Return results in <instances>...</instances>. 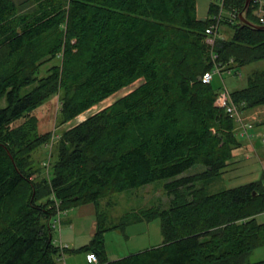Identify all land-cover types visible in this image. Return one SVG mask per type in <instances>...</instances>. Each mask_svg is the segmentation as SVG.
Segmentation results:
<instances>
[{"label":"trees","instance_id":"trees-1","mask_svg":"<svg viewBox=\"0 0 264 264\" xmlns=\"http://www.w3.org/2000/svg\"><path fill=\"white\" fill-rule=\"evenodd\" d=\"M245 0H225L226 38L211 47L196 0H0V264H57L65 253H94L96 264H264V177L210 193L241 147L234 121L215 106L219 88L201 77L216 63L239 70L264 60V25ZM245 19L258 29L238 20ZM230 31V32H229ZM55 61L45 75L47 64ZM137 80L141 84L63 131L47 176L33 153L49 143L35 111L59 95V124L72 121ZM240 110L264 106V69L230 93ZM204 166L202 172L182 176ZM167 180L165 209L110 222L101 200ZM92 204L88 244L60 250L57 211ZM160 220L162 242L109 260L105 233Z\"/></svg>","mask_w":264,"mask_h":264},{"label":"rangeland","instance_id":"rangeland-1","mask_svg":"<svg viewBox=\"0 0 264 264\" xmlns=\"http://www.w3.org/2000/svg\"><path fill=\"white\" fill-rule=\"evenodd\" d=\"M214 3H216L214 0H196L197 17L200 19L206 18L209 5ZM220 33L223 36L222 38H226V35L228 34L225 33L224 27H222ZM54 63L56 62L53 61L44 66L40 75H45V70H47V68ZM263 69L264 60L252 63L239 70H232L231 73L221 72V75L214 76L213 82L215 87L219 88V92L226 89L229 93H231L232 91L245 87L246 77L249 73L255 70ZM141 82L142 80L135 81L130 86L120 90L116 94L93 106L72 121L61 125L58 121V111L60 109L59 95L53 96L41 107H39L35 111V115L37 116L39 122V132L48 131L51 133L49 143L38 148L33 153V165L35 168L40 170V175L45 177L50 172L51 164L55 160L53 148L63 131L75 126L92 114L109 106L118 98L134 90L141 84ZM234 104L237 108L241 107V105L236 103ZM4 105L5 101L2 100L0 102V106ZM240 112L243 120L248 124H251V127L248 130V137L240 136L239 130H241V125L244 124V122L241 123V125L234 122L236 136L242 145L234 151L235 163L231 166V168H229V170L224 173L220 179L215 180L209 185L208 191L210 193L238 187L264 177V113L261 115L259 114L258 119L254 121L250 118L251 110H241ZM203 170L204 166L196 165L187 170L184 174H182V176L192 175L202 172ZM166 181L167 180L157 181L124 191L122 193L112 194L110 197L101 200L100 208L107 214L110 222L118 221V219L125 213L146 210L151 207L165 209L168 207L170 200V197L166 194L163 188ZM69 211L70 213L67 218H71L73 221L77 220L78 223L74 228V231L68 230L67 225L63 226L62 224V218L65 217V214L68 211H59V225L56 228L52 227L54 233L53 237L62 244L61 235L64 231L63 236H65L67 240H69L70 237L73 238L75 236V247H82L88 244L92 237L90 233L92 232V223L95 221L94 206L92 204H88ZM256 219L258 222L263 223L264 212L258 215ZM104 238L105 250L108 259L111 261L117 260L130 254L138 253L145 249L160 245L162 242L160 220L157 218L149 222L131 224L125 229L124 233L117 230H110L105 233ZM68 244L70 246L72 245L70 242H68ZM59 248L62 250L66 247L64 246ZM84 254L85 253H65L63 255L66 260L69 258V264H84ZM60 259L61 258H59V260ZM62 259L58 261V264H64L65 259L64 261ZM247 261L249 263L264 261V246L256 248L252 251L247 257Z\"/></svg>","mask_w":264,"mask_h":264},{"label":"built area","instance_id":"built-area-1","mask_svg":"<svg viewBox=\"0 0 264 264\" xmlns=\"http://www.w3.org/2000/svg\"><path fill=\"white\" fill-rule=\"evenodd\" d=\"M216 3L213 5L217 9V12L210 17V24L205 29L206 34V42L211 47L215 44L216 38H221L222 35L220 33L222 29L221 21L224 18L226 12L224 11V2L225 0H214ZM254 5V13L258 19L260 25H264V0H252ZM229 19H233L236 15L234 13H227L226 14ZM213 61V68L212 70L208 71L201 77V81L205 84H209L212 82L215 75H221L222 73H231L232 70H226V67H223L221 64H217V56L212 53L211 55ZM222 72V73H221ZM240 76V75H239ZM215 106L224 110V112L234 121L241 125L240 136L241 137H248V130L251 127V124L245 122L241 115L240 108H237L236 105L232 102L230 98V93L225 89L218 93L215 99ZM240 110V111H239ZM59 211L55 216V219L52 222V227L56 228L59 225ZM53 243L58 247H64L60 241L54 240ZM87 261L89 264H96L97 259L94 253H88Z\"/></svg>","mask_w":264,"mask_h":264},{"label":"crops","instance_id":"crops-1","mask_svg":"<svg viewBox=\"0 0 264 264\" xmlns=\"http://www.w3.org/2000/svg\"><path fill=\"white\" fill-rule=\"evenodd\" d=\"M264 113V106L263 107H259V108H256V109H254V110H251V116H250V118L251 119H253L254 121H256L257 119H258V115L260 114H263ZM241 186V185H240ZM70 213V211H68L66 214H65V217L64 218H62V224H63V226H66L67 225V227H68V230H70V231H74V228L77 226V220H72L71 218H67V216H68V214ZM94 229H95V221H93V223H92V232L90 233L91 234V236L93 235V233H94ZM64 235V231L62 232V235H61V240H62V244H63V246H65L66 248H69V249H76V248H79V247H75L76 246V238H75V236L72 238V237H70V239L69 240H67L66 238H65V236H63ZM77 235V234H76ZM54 236V235H53ZM54 238V237H53ZM55 240V239H54ZM70 242L72 245L71 246H73V247H71L69 244H68V242ZM86 255H87V253H85L84 254V264H88L87 263V261H86ZM61 259L62 258H64L65 259V257H64V255H62V257H60ZM60 259V260H61ZM64 259H62L63 261H64ZM60 260H58V261H60ZM58 261H57V264H58ZM64 264H69V258L66 260L65 259V261H64Z\"/></svg>","mask_w":264,"mask_h":264},{"label":"water","instance_id":"water-1","mask_svg":"<svg viewBox=\"0 0 264 264\" xmlns=\"http://www.w3.org/2000/svg\"><path fill=\"white\" fill-rule=\"evenodd\" d=\"M250 4H251V0H245V4H244V12H247V11H248V9H249V7H250ZM201 20L204 21L205 18H201ZM238 20H239L240 22L244 23V24H247V25H249V26L256 27V28H258V29H262V28H263V27L253 25V24H251L250 22H248V21L245 19L244 15H243V12H241V13L238 14Z\"/></svg>","mask_w":264,"mask_h":264},{"label":"bare ground","instance_id":"bare-ground-1","mask_svg":"<svg viewBox=\"0 0 264 264\" xmlns=\"http://www.w3.org/2000/svg\"><path fill=\"white\" fill-rule=\"evenodd\" d=\"M227 68V67H226Z\"/></svg>","mask_w":264,"mask_h":264}]
</instances>
